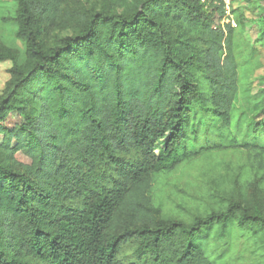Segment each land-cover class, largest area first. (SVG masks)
<instances>
[{
  "label": "trees",
  "instance_id": "trees-1",
  "mask_svg": "<svg viewBox=\"0 0 264 264\" xmlns=\"http://www.w3.org/2000/svg\"><path fill=\"white\" fill-rule=\"evenodd\" d=\"M14 1L26 60L0 42L12 63L0 97V264H123L128 243L150 264H218L207 233L264 232V173L247 183L254 208L230 199L188 223L149 207L157 177L209 154L197 135H221L202 118L230 125L239 66L219 0H130L122 14L85 16L67 0ZM262 104L242 141L214 150L242 147L262 168Z\"/></svg>",
  "mask_w": 264,
  "mask_h": 264
},
{
  "label": "rangeland",
  "instance_id": "rangeland-1",
  "mask_svg": "<svg viewBox=\"0 0 264 264\" xmlns=\"http://www.w3.org/2000/svg\"><path fill=\"white\" fill-rule=\"evenodd\" d=\"M141 1V0H138ZM130 0H67L68 13L85 16L89 11L105 9L122 14ZM18 5L14 0H0V42L18 54V63L26 60L25 43L17 38L16 18ZM227 22L235 29V48L238 62L239 91L233 105L230 125L223 127L218 122L206 121L203 127L216 128L221 135L203 134L197 136V144L210 147L205 157H198L182 164L170 176L157 177L148 192L150 209L158 210L157 217L191 222L195 216H204L226 206L230 199L242 202L249 208L257 207L256 197L247 183L261 177L262 168L253 167L247 149L239 147L216 152L214 145L230 142L233 138L242 141L260 115L264 101V0H234L228 9ZM168 23L177 31V23L170 17ZM75 22L68 29L58 30L52 38L72 34ZM10 61L0 62V97L11 78ZM201 129V128H200ZM194 135L191 134L193 141ZM239 143V142H237ZM235 146L237 144H234ZM256 171V173H255ZM264 209V207L262 208ZM153 214V213H152ZM155 215V214H154ZM209 251L218 264H264V232L244 233L236 229L230 236L218 229L207 233ZM123 264H150L136 253V246L128 243L122 252Z\"/></svg>",
  "mask_w": 264,
  "mask_h": 264
},
{
  "label": "built area",
  "instance_id": "built-area-1",
  "mask_svg": "<svg viewBox=\"0 0 264 264\" xmlns=\"http://www.w3.org/2000/svg\"><path fill=\"white\" fill-rule=\"evenodd\" d=\"M220 3L223 4V8L224 10L228 13V9L230 8V6L232 5V2L234 0H219ZM229 20V19H228Z\"/></svg>",
  "mask_w": 264,
  "mask_h": 264
}]
</instances>
